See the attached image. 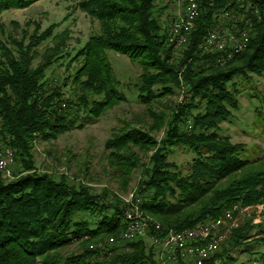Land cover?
Masks as SVG:
<instances>
[{
	"label": "trees",
	"instance_id": "obj_1",
	"mask_svg": "<svg viewBox=\"0 0 264 264\" xmlns=\"http://www.w3.org/2000/svg\"><path fill=\"white\" fill-rule=\"evenodd\" d=\"M35 1L0 0V14ZM197 1L201 11L195 29L174 59L171 28L162 25L157 0L80 1L82 9L99 20L100 29L66 64L68 70L74 61H81L65 79V84L72 80L79 88L75 103L60 88H47L44 79L47 69L67 56V31L61 34L63 40H57L50 27L41 33L24 31L20 39L12 37L13 47L0 42V141L13 149L23 166L12 180L0 170V264H61L60 251L75 241L83 252L65 259L66 264H163L146 238L90 249L91 243L120 240L131 204H123L106 188L96 192L87 183L70 182L66 175L57 178L53 172H40L35 164L32 149L38 137L51 141L83 128L126 100L107 50L142 68L136 83L138 100L148 106L154 124L147 130L126 124L107 139L105 149L110 164L125 179L137 167L145 168L138 196L143 195L141 209L146 214L178 231L217 219L235 207L264 201V165L254 167L261 160L245 158L246 144L220 132L221 124L240 109L234 78L264 75V0ZM230 8L244 17L227 26L237 35L246 33L248 40L241 53L229 57L231 48L206 50L205 40L220 25L219 13ZM50 37L56 38L55 44L34 66L40 56L37 47ZM183 85L190 86L185 87L186 102L173 108L159 142L152 132L158 130L157 122L165 124L168 114L159 113L152 103ZM74 105L76 113L71 111ZM155 147L146 167L138 150ZM177 147L194 153L187 173L169 160ZM149 224L155 227L154 222ZM263 228L264 222L252 219L233 226L204 264H264V250L255 248L264 245V238L251 235ZM166 231L151 233L163 238ZM237 250L248 254L246 262H238ZM170 264L188 263L178 257Z\"/></svg>",
	"mask_w": 264,
	"mask_h": 264
},
{
	"label": "rangeland",
	"instance_id": "obj_2",
	"mask_svg": "<svg viewBox=\"0 0 264 264\" xmlns=\"http://www.w3.org/2000/svg\"><path fill=\"white\" fill-rule=\"evenodd\" d=\"M80 1L82 0H37L28 7L6 10L0 14V42L6 43L8 46L13 47L12 43H10L12 37L20 39L24 31L29 34L36 31L41 33L51 27L53 34L57 35V40H63L61 34L67 31L68 36L65 41L67 56L64 59L54 62L53 65L47 69L44 79L48 82L47 88L50 90L55 87L60 88L61 91L64 92V96L66 98H72L74 103L77 101L75 91L79 88L76 87L72 80L67 81L65 84V79L69 73L74 74L75 70L80 66L81 61H74L68 70L66 64L75 56L77 51L87 42L91 35L99 32L100 29L99 20L93 18L89 13L83 10ZM186 2L187 0H157L156 10L162 25L171 28L173 22L182 16ZM243 17L244 16H242L240 12H235L234 9L231 8L224 12L221 11L219 13V24L222 25L220 28H225L227 25L231 24V22L234 23V21L240 18L243 19ZM56 38L50 37L37 47L36 50L40 56L34 61V66L42 61V54L49 46L55 44ZM28 41L29 39H26V43ZM185 48L186 44H180L179 46L174 45L175 52L173 53L172 59L179 57ZM1 52L0 49V59L2 55ZM106 54L120 81V89L122 92L124 91L126 100L107 109L97 121L86 124L83 128H74L51 141L38 137L32 149L35 164L40 172H53L57 178L61 175H66L70 179V182L76 185L79 184V182L87 183L91 185L96 192H101L106 188L113 194H116L123 204H131L128 208L129 210L135 209L138 205L137 208L140 212H143L148 223L154 222L155 227L161 226V229L151 227L149 230H146L142 236L138 237L136 233L134 235L136 237L126 240L130 233L128 227L131 226V220L128 218L127 209L125 212L126 229L125 232L123 230L120 240L114 242V240L110 238L98 243H91L89 246L90 249L113 245L110 242L118 245L125 244L127 241L146 238V243L151 247L153 245L152 248H154L157 258H159L163 264H170L172 261L174 262L177 260V257H169L164 248V239H166L170 231L174 229L166 228L163 222L148 213L146 214V212L141 209L143 195L139 194L138 196V193L142 186L140 182L144 178L145 168L143 166L137 167L130 178L125 179L121 176L119 170L110 164L108 152L105 149L107 139L113 136L115 132L126 124L130 126L137 125V127H142L145 130L154 124L148 106L138 100L136 83L139 81L142 68L138 63L131 61L127 56L114 52L113 50H107ZM234 81L239 91L238 98L241 100L240 109L235 110L233 114L221 124L220 132L230 136L234 142L245 143V158L261 160L255 163L256 165L254 166H257L256 168H261L264 165V75H258L257 73H252L250 76L238 75L234 78L233 82ZM185 87L187 88L190 86L183 85V87L175 88V93L173 95L152 103L153 107H155L159 113L164 112L168 114L165 118V124L161 125V123L157 122L159 125L158 130L152 132L159 142H161L167 131L168 122L173 118L172 112L175 108L186 102L187 96H185ZM71 111L77 112L75 110V105L71 107ZM80 116H84V112H81ZM10 148L11 147L8 149ZM10 150L14 154V165H10L7 169L6 167L4 169L0 168L3 172V176L7 180L15 179L23 170L18 155L14 153L12 148ZM156 150L157 147L145 152L138 150L146 167L150 157ZM193 157L194 153L187 150V148L177 147L171 153L169 160L174 161L182 171L187 173ZM236 176L239 175L237 174ZM132 206L135 208H132ZM227 211H230L232 214L230 218L226 219V223H228V225L231 224V228L248 219H252L253 223L264 222V201L243 208L235 207V212L233 209ZM228 225L226 224L225 226L229 227L230 225ZM222 226H220L221 229L223 228ZM151 230L159 232L166 231V235L163 238H157L151 233ZM251 235L253 238H264V228L254 230ZM80 244L79 241H75L73 244L60 251V253H62L61 264H66L65 259L71 255L83 252V248H81ZM255 248L264 250V245H255ZM235 256L238 258V262H246L249 258L246 252L239 250L235 252ZM183 259L188 264H197L190 256Z\"/></svg>",
	"mask_w": 264,
	"mask_h": 264
},
{
	"label": "built area",
	"instance_id": "obj_3",
	"mask_svg": "<svg viewBox=\"0 0 264 264\" xmlns=\"http://www.w3.org/2000/svg\"><path fill=\"white\" fill-rule=\"evenodd\" d=\"M197 13H200L198 1L187 0L182 16L176 19L171 26L169 40L172 44L179 46L180 44L187 43V36H190L191 30L194 28V20ZM220 26L222 25L215 28V35L207 36V44L209 47H214L218 51L231 48V51L227 55L229 57L240 52L241 47L246 42L247 34L241 33L237 35L230 26L225 28H220ZM0 160L4 161L6 169L10 165H14V160L11 159V153L2 142H0ZM127 214L129 218L135 219V229H130L129 236H127L126 240L136 237L134 236L136 233L138 237L142 236L146 230L152 227V224L148 223L143 212H140L138 208L133 210L128 209ZM231 216V212L227 211L217 219L178 231L171 230L168 237L164 239V248L169 257L176 256L177 258H185L190 256L197 264H203L212 253L219 249L222 237H226L227 232L230 231L231 224L229 226L226 223V219ZM226 224L229 227L225 226ZM220 226L223 228L221 229ZM191 233H201V241H191ZM183 236H190V243H183Z\"/></svg>",
	"mask_w": 264,
	"mask_h": 264
},
{
	"label": "bare ground",
	"instance_id": "obj_4",
	"mask_svg": "<svg viewBox=\"0 0 264 264\" xmlns=\"http://www.w3.org/2000/svg\"><path fill=\"white\" fill-rule=\"evenodd\" d=\"M200 11H201V8H200ZM198 15H199V13H197L195 18H197ZM213 35H215V29L213 31H211L208 36H213ZM247 38H246V41L248 40ZM244 44H245V42H244ZM243 48H244V45L241 47L240 51H243ZM6 148H9V147L6 146ZM10 149H8V150L11 153V159L13 160V152ZM5 167H6V165L4 166V161L0 160V168L4 169ZM137 206H136V208L135 207L134 208L137 209ZM128 218H129V216H128ZM129 219L131 220L130 221L131 222V226L128 227V229H133V228L135 229V219H132V218H129ZM158 228H161V226H158ZM225 238L226 237H222V241ZM193 239H201V233H191V241H196V240H193ZM183 243H190V236H183Z\"/></svg>",
	"mask_w": 264,
	"mask_h": 264
}]
</instances>
